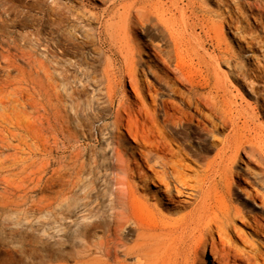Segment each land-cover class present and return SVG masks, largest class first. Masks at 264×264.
Masks as SVG:
<instances>
[{
    "label": "bare ground",
    "instance_id": "obj_1",
    "mask_svg": "<svg viewBox=\"0 0 264 264\" xmlns=\"http://www.w3.org/2000/svg\"><path fill=\"white\" fill-rule=\"evenodd\" d=\"M96 1L115 52L103 69L112 118L106 215L94 219L75 202L85 164L64 85L46 45L37 39L27 48L26 31L4 27L6 13L0 207L26 205L44 218L39 264H194L198 250L209 264L207 240L213 261L228 264V235L251 249L256 238L264 249V121L246 98L264 106V0H215L216 10L204 0ZM50 2L54 12L59 0ZM14 20L24 25L20 14ZM38 187V197L28 194ZM239 252L253 264L252 251Z\"/></svg>",
    "mask_w": 264,
    "mask_h": 264
},
{
    "label": "rangeland",
    "instance_id": "obj_2",
    "mask_svg": "<svg viewBox=\"0 0 264 264\" xmlns=\"http://www.w3.org/2000/svg\"><path fill=\"white\" fill-rule=\"evenodd\" d=\"M204 2L209 9H217L215 0ZM50 5V0H0V14H7L4 27L8 31L15 35L24 31L28 33L27 48L34 49L37 39L46 45L50 71H53L54 79L64 85V107L70 129L76 134L83 148L80 157V161L83 160L85 164L81 177L83 190L78 193L75 202L82 209H92L94 219L98 220L107 212L109 185L107 150L104 146L112 137V118L103 69L111 68L109 61L115 58V52L107 39H104L106 18L98 19L101 2L59 0L57 5H53L56 8L54 12L49 11ZM244 13L247 14L246 10ZM16 14L23 18V26H18L14 20ZM247 19L252 26L255 24L251 17L248 16ZM223 30L227 39L231 40L229 28L224 25ZM256 54H259V51L256 50ZM52 67L54 69H51ZM147 79L149 80L148 77ZM123 86L125 90H130L127 76H124ZM246 98L255 107L258 118L264 121V106L261 101H255L251 96ZM191 130L194 131L193 134L196 133L195 129ZM41 192L43 188L38 187L28 194L38 197ZM22 206L9 205L5 209L0 207V264H39L37 260L40 261L45 254L47 246L44 218L40 214L29 215L25 212L26 205ZM233 225L243 232L247 231L238 222ZM214 239L217 241L218 237L214 235ZM248 239H252V249L247 243L243 244L233 236L228 235L225 238L228 264H247L244 254L239 250L245 255L248 250L252 251L253 264H264V249L257 244L256 238ZM63 246L64 253L67 254L66 250L69 249V254L70 243L66 242ZM60 248L56 244L51 245L53 252ZM204 252L209 264H221L213 261L208 240ZM127 260L133 261V258ZM193 261L194 264H203L205 257L198 250Z\"/></svg>",
    "mask_w": 264,
    "mask_h": 264
}]
</instances>
